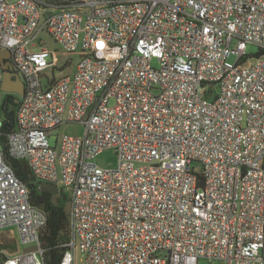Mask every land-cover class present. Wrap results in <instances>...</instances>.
I'll return each mask as SVG.
<instances>
[{
  "label": "built area",
  "instance_id": "obj_1",
  "mask_svg": "<svg viewBox=\"0 0 264 264\" xmlns=\"http://www.w3.org/2000/svg\"><path fill=\"white\" fill-rule=\"evenodd\" d=\"M3 49L24 94L7 150L0 104V231L28 246L0 264H45L48 223L7 154L68 193L61 264H264V0H0ZM65 122L85 132L54 145Z\"/></svg>",
  "mask_w": 264,
  "mask_h": 264
},
{
  "label": "trees",
  "instance_id": "obj_2",
  "mask_svg": "<svg viewBox=\"0 0 264 264\" xmlns=\"http://www.w3.org/2000/svg\"><path fill=\"white\" fill-rule=\"evenodd\" d=\"M63 4L72 5L81 0H61ZM15 94L8 93L3 101L2 116L3 127L1 140L4 149L7 150L8 135L17 126V107ZM7 160L15 168L17 175L27 184L32 202L42 207L47 216L48 223L41 235L42 247L44 249L43 260L45 264H61L66 251V243L70 237V213L68 201L63 200L61 195L38 190L39 180L35 177L28 165L18 159L11 158L7 154Z\"/></svg>",
  "mask_w": 264,
  "mask_h": 264
},
{
  "label": "rangeland",
  "instance_id": "obj_3",
  "mask_svg": "<svg viewBox=\"0 0 264 264\" xmlns=\"http://www.w3.org/2000/svg\"><path fill=\"white\" fill-rule=\"evenodd\" d=\"M43 40L45 45L55 51H62V46L56 42L54 37H52L48 32H43L40 37L37 39V41ZM38 47H34V49H37ZM247 52L249 54H256L258 52V47L255 45L250 44L247 48ZM237 59V55L233 54L230 57L231 61H235ZM80 60V56L78 54H60L58 59V66L55 70V76L59 78L60 76L64 74H72L76 70V65L78 64ZM255 58H251L247 60V64H251ZM219 88L215 87L213 90V95L211 98H213L216 94H218ZM8 93L0 89V104L3 103L6 95ZM17 95V94H16ZM18 96V95H17ZM20 97V95H19ZM85 132L84 125L78 122H65L61 124L57 129L53 131V135L51 137V142L55 145L57 138H61L64 135H77L82 136ZM95 161L100 165H115L118 163V157L115 155L114 151L112 149H106L103 150L101 153H99ZM193 166L197 169H201V164L198 162H194ZM67 192V191H66ZM5 240H11V244L9 247L11 249H8V252L12 253L16 250L18 251H24L28 245L21 242L19 239L18 229L16 226H10L4 228L2 231H0V243L3 248H5V244L3 243ZM200 264H223V262L219 259H208V258H200L199 259ZM75 264H86L84 254L80 251L76 252V260Z\"/></svg>",
  "mask_w": 264,
  "mask_h": 264
},
{
  "label": "water",
  "instance_id": "obj_4",
  "mask_svg": "<svg viewBox=\"0 0 264 264\" xmlns=\"http://www.w3.org/2000/svg\"><path fill=\"white\" fill-rule=\"evenodd\" d=\"M11 53L8 49H3L1 52V65L4 68V77L0 83V89L7 93H16V103L20 102L19 95L24 94V82L20 75L13 71L12 62L9 60ZM21 162L26 163L25 160H20ZM38 190L40 192H49L55 195H61L63 200L68 201L69 196L65 191L64 187L58 186L55 183H50L46 181H40L38 184Z\"/></svg>",
  "mask_w": 264,
  "mask_h": 264
},
{
  "label": "flooded vegetation",
  "instance_id": "obj_5",
  "mask_svg": "<svg viewBox=\"0 0 264 264\" xmlns=\"http://www.w3.org/2000/svg\"><path fill=\"white\" fill-rule=\"evenodd\" d=\"M10 94H15L16 95V93H10Z\"/></svg>",
  "mask_w": 264,
  "mask_h": 264
}]
</instances>
